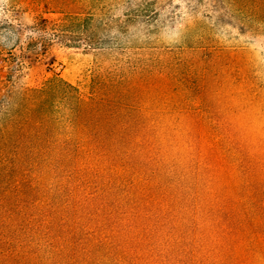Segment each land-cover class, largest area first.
Listing matches in <instances>:
<instances>
[{
    "label": "rangeland",
    "instance_id": "1",
    "mask_svg": "<svg viewBox=\"0 0 264 264\" xmlns=\"http://www.w3.org/2000/svg\"><path fill=\"white\" fill-rule=\"evenodd\" d=\"M118 231L264 264V0H0V264H121Z\"/></svg>",
    "mask_w": 264,
    "mask_h": 264
},
{
    "label": "trees",
    "instance_id": "2",
    "mask_svg": "<svg viewBox=\"0 0 264 264\" xmlns=\"http://www.w3.org/2000/svg\"><path fill=\"white\" fill-rule=\"evenodd\" d=\"M90 20H92V18L90 17L85 18V19L74 17V18H71L69 21H70L71 27L74 28V27H84L87 25V23H89ZM42 22L44 24H42L39 27V29L45 30L47 28L45 23H47L48 21L43 19ZM60 27L67 28L68 26L67 24L63 23L60 25ZM43 93H46V90ZM47 93H48V90H47ZM123 234H124L123 231H118L117 235H114L113 237L109 238L112 241V245H110V247L107 248L108 250L107 255L113 256L121 264H136V262H139L140 260H142L143 257L142 256L132 257L131 259V256L133 255H130V251L128 247H126L124 240H122ZM100 247L102 248L103 246H100Z\"/></svg>",
    "mask_w": 264,
    "mask_h": 264
}]
</instances>
